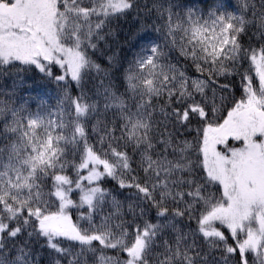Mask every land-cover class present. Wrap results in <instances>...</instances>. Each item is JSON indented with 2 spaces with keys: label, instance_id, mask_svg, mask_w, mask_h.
<instances>
[{
  "label": "snow or ice",
  "instance_id": "1",
  "mask_svg": "<svg viewBox=\"0 0 264 264\" xmlns=\"http://www.w3.org/2000/svg\"><path fill=\"white\" fill-rule=\"evenodd\" d=\"M0 264H264V0H0Z\"/></svg>",
  "mask_w": 264,
  "mask_h": 264
},
{
  "label": "trees",
  "instance_id": "2",
  "mask_svg": "<svg viewBox=\"0 0 264 264\" xmlns=\"http://www.w3.org/2000/svg\"><path fill=\"white\" fill-rule=\"evenodd\" d=\"M122 23H123V27H124L125 31H128V30L134 31L137 27V25L134 23V21L132 19L122 21ZM54 71H56V73L59 74L58 68L54 69ZM189 74L192 75L194 73L190 72ZM29 76L31 77V79L27 80L28 85H32L35 90L43 89L46 93L50 92L51 94L53 93L56 96V90L53 87V85L49 84L47 81L42 79L39 75L33 76L32 73H29ZM234 94H235L236 98H239L241 93L239 90H235ZM224 115H226V113H224ZM114 183H115L114 181H109L108 183L105 184V186L106 187H112Z\"/></svg>",
  "mask_w": 264,
  "mask_h": 264
},
{
  "label": "rangeland",
  "instance_id": "3",
  "mask_svg": "<svg viewBox=\"0 0 264 264\" xmlns=\"http://www.w3.org/2000/svg\"><path fill=\"white\" fill-rule=\"evenodd\" d=\"M36 91H38L39 93H41V95H44V94H46L47 95V97H51V99L49 100V103L50 104H52V105H55V103H56V99H55V95L52 93H50V92H45L43 89H38V90H36ZM33 95H35L36 94V92L34 91L33 93H32ZM232 144H233V146H239L238 144H236L235 142H232ZM75 198V197H74Z\"/></svg>",
  "mask_w": 264,
  "mask_h": 264
}]
</instances>
